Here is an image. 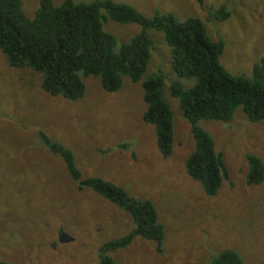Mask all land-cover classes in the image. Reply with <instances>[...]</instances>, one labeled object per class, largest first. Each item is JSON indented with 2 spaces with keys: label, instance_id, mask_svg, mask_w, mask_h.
Instances as JSON below:
<instances>
[{
  "label": "rangeland",
  "instance_id": "1",
  "mask_svg": "<svg viewBox=\"0 0 264 264\" xmlns=\"http://www.w3.org/2000/svg\"><path fill=\"white\" fill-rule=\"evenodd\" d=\"M112 1L130 4L145 17L157 11L198 18L211 39L223 41L219 61L232 77L248 75L264 54V0ZM37 3L20 0L26 17ZM220 4L228 15L218 20L211 13ZM101 26L117 44L139 29L107 17ZM146 33L152 43L143 77L162 75V96L171 112L172 147L165 158L156 149L152 125L141 118L139 82L123 76L119 89L107 92L87 76L83 95L70 100L42 91L38 72L8 65L0 52V262L96 264L99 245L131 228L130 217L117 206L76 187L61 159L39 142L42 131L71 150L82 177L98 176L153 204L163 228L160 251L151 240L134 237L108 252L114 264H209L225 249L248 264H264V173L258 184L245 182L247 154L264 166V119L250 122L236 109L226 122L198 121L227 170L217 192L203 194L199 182L185 173L193 141L168 90L173 80L189 81L170 70L162 33ZM61 233L69 240L58 241Z\"/></svg>",
  "mask_w": 264,
  "mask_h": 264
},
{
  "label": "trees",
  "instance_id": "2",
  "mask_svg": "<svg viewBox=\"0 0 264 264\" xmlns=\"http://www.w3.org/2000/svg\"><path fill=\"white\" fill-rule=\"evenodd\" d=\"M37 1L32 16L26 17L20 0H0V52L7 64L38 72L42 91L70 100L83 95V78L87 76L97 78L107 92L119 89L123 76L132 83L139 82L145 105L141 118L152 125L156 149L165 158L171 152L172 123L169 106L162 96L163 77L159 72L143 77L152 43L146 30L162 33L170 70L178 79L189 81L182 85L173 80L168 86L193 141L184 170L199 182L203 194L213 196L227 178V170L221 152L214 149L213 140L198 121L226 122L236 109L250 122L264 119V54L252 63L248 75L232 77L219 61L223 41L211 39L198 18L178 19L170 12L157 11L145 17L130 4L112 0H60L58 4ZM211 14L218 20L228 15L222 4ZM105 17L117 23H133L139 29L127 41L117 44L101 26ZM37 134L39 142L61 159L77 188H88L131 219L126 233L99 245L96 264H114L108 252L126 247L134 237L151 240L154 249L160 251L163 228L150 200L131 196L120 185L98 176L82 177L69 148L42 131ZM245 157V182L260 183L263 164L255 155ZM209 264L248 263L236 251L225 249L211 256Z\"/></svg>",
  "mask_w": 264,
  "mask_h": 264
},
{
  "label": "water",
  "instance_id": "3",
  "mask_svg": "<svg viewBox=\"0 0 264 264\" xmlns=\"http://www.w3.org/2000/svg\"><path fill=\"white\" fill-rule=\"evenodd\" d=\"M69 238H67V236L63 233L60 234L59 238H58V241H61V242H65V241H68Z\"/></svg>",
  "mask_w": 264,
  "mask_h": 264
}]
</instances>
